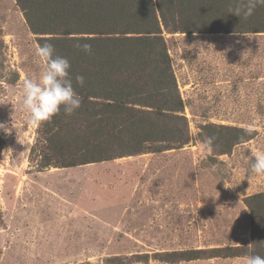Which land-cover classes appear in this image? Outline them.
<instances>
[{"label":"rangeland","instance_id":"obj_1","mask_svg":"<svg viewBox=\"0 0 264 264\" xmlns=\"http://www.w3.org/2000/svg\"><path fill=\"white\" fill-rule=\"evenodd\" d=\"M191 140L179 148L73 167L42 168L23 81L44 64L16 0H0V264H245L247 256L170 262L158 253L253 243L245 177L264 151V32L164 29ZM15 107V108H14ZM205 124L256 131L220 154ZM245 178V179H244ZM231 187H225V182Z\"/></svg>","mask_w":264,"mask_h":264},{"label":"trees","instance_id":"obj_2","mask_svg":"<svg viewBox=\"0 0 264 264\" xmlns=\"http://www.w3.org/2000/svg\"><path fill=\"white\" fill-rule=\"evenodd\" d=\"M39 45L71 63V78L82 98L71 115L63 109L40 123L33 152L42 168L73 167L145 152L179 148L191 140L164 29L171 32H264V6L251 16L250 0H16ZM240 10L239 16L235 14ZM88 43L91 52L82 47ZM84 84L76 83V76ZM255 130L205 124L199 135L220 154L256 135ZM253 243L211 250L158 253L162 260L213 256H264V192L244 198ZM128 264L129 258H109Z\"/></svg>","mask_w":264,"mask_h":264},{"label":"clouds","instance_id":"obj_3","mask_svg":"<svg viewBox=\"0 0 264 264\" xmlns=\"http://www.w3.org/2000/svg\"><path fill=\"white\" fill-rule=\"evenodd\" d=\"M257 5L264 6V0H250L244 16H251ZM235 14L239 16L240 10L237 9ZM79 47L89 53L92 50V46L88 43L79 45ZM36 55L44 64L43 70L37 78H26L22 89V105L30 114V118L26 121L30 126L50 121L62 109L66 114L71 115L82 104V98L77 93L71 78L70 61L66 57L56 55L54 45L49 42L38 46ZM75 79L80 86L84 84L83 76L78 75ZM0 129L11 131L4 124H0ZM254 157L250 171L245 174L249 180L253 174L264 176V151L255 152ZM231 186L233 185L225 182V187ZM245 264H264V256L249 255Z\"/></svg>","mask_w":264,"mask_h":264}]
</instances>
